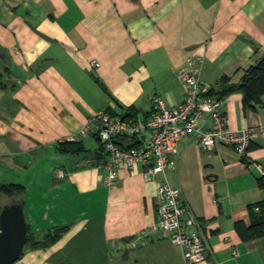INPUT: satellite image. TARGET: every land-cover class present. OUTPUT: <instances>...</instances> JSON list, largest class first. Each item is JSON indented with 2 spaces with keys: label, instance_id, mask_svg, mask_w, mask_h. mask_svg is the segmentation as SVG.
<instances>
[{
  "label": "crops",
  "instance_id": "1",
  "mask_svg": "<svg viewBox=\"0 0 264 264\" xmlns=\"http://www.w3.org/2000/svg\"><path fill=\"white\" fill-rule=\"evenodd\" d=\"M263 54L264 0H0V182L25 185L38 235L67 226L13 264H183L181 245L157 227L162 173L121 166L107 184L95 131L77 140L83 150L63 142L102 108L146 115L154 93L182 102L189 56L203 58V81L223 88V75L239 82ZM224 111L234 128L255 127L248 152L201 148L190 132L168 177L208 238L207 260L193 264H264V235L241 232L250 204L264 199V95L253 108L234 90Z\"/></svg>",
  "mask_w": 264,
  "mask_h": 264
},
{
  "label": "built area",
  "instance_id": "2",
  "mask_svg": "<svg viewBox=\"0 0 264 264\" xmlns=\"http://www.w3.org/2000/svg\"><path fill=\"white\" fill-rule=\"evenodd\" d=\"M92 64L96 65L98 61L93 59ZM202 65V57L187 58L181 70L186 93L179 104L169 106L159 93H154L151 109L146 115L115 114L102 108L68 137L77 140L92 131L98 134L107 156L104 165L108 172L103 175L107 184L115 183L121 166L132 168L143 164L147 166V176L162 173L158 185L157 227L181 245L183 264L207 260L209 243L196 213L182 199L181 188L173 185L168 177V171L176 163L177 141L194 132L201 148L210 150L225 144L244 156L256 134L254 126H231L224 111L225 97L211 92L212 85L201 79ZM205 112L211 124L203 120ZM261 170L264 174V168ZM131 242L134 244V240Z\"/></svg>",
  "mask_w": 264,
  "mask_h": 264
},
{
  "label": "trees",
  "instance_id": "3",
  "mask_svg": "<svg viewBox=\"0 0 264 264\" xmlns=\"http://www.w3.org/2000/svg\"><path fill=\"white\" fill-rule=\"evenodd\" d=\"M229 79V76L223 75L221 77V82L223 83L224 87H212L211 92H214L216 95L225 97V95L234 90H240L243 93L244 104L253 108H257V106L263 102L264 95V54L255 63L247 67L239 82H229ZM0 84L3 87H7V85L1 80ZM125 112V114H134V112ZM77 140L67 139L65 142H63L64 151L83 150L84 146L82 142H79ZM102 148L104 149L103 145ZM105 162L106 161H104V163ZM258 184L259 186L264 187V174H262L258 178ZM25 189V185L21 182H0V195L6 194L7 196H9L10 200L13 197H19L20 199H22L23 204ZM256 205H259L258 209L255 208ZM250 209L252 213V223L246 228L245 231H241L244 239H250L264 235V199L250 204ZM236 225L240 228L241 222L237 221ZM66 229L67 226H57L47 230L42 236H40L37 234V232L32 230L28 222V236L25 244V249L28 247H47L57 241V239Z\"/></svg>",
  "mask_w": 264,
  "mask_h": 264
},
{
  "label": "water",
  "instance_id": "4",
  "mask_svg": "<svg viewBox=\"0 0 264 264\" xmlns=\"http://www.w3.org/2000/svg\"><path fill=\"white\" fill-rule=\"evenodd\" d=\"M28 220L19 197L0 203V264H12L24 252Z\"/></svg>",
  "mask_w": 264,
  "mask_h": 264
},
{
  "label": "rangeland",
  "instance_id": "5",
  "mask_svg": "<svg viewBox=\"0 0 264 264\" xmlns=\"http://www.w3.org/2000/svg\"><path fill=\"white\" fill-rule=\"evenodd\" d=\"M10 199H9V196H7L6 194H1L0 195V203H6V202H9Z\"/></svg>",
  "mask_w": 264,
  "mask_h": 264
}]
</instances>
